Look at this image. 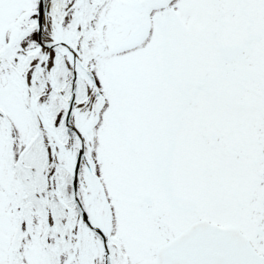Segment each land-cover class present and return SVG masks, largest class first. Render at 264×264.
<instances>
[{
	"label": "snow or ice",
	"instance_id": "1",
	"mask_svg": "<svg viewBox=\"0 0 264 264\" xmlns=\"http://www.w3.org/2000/svg\"><path fill=\"white\" fill-rule=\"evenodd\" d=\"M0 264H264V0H0Z\"/></svg>",
	"mask_w": 264,
	"mask_h": 264
}]
</instances>
